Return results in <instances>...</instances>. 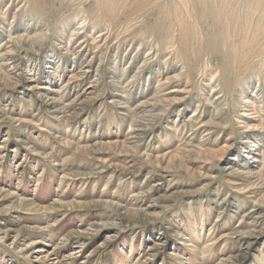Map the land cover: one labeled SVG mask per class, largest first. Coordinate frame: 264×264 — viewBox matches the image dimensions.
<instances>
[{"label": "rangeland", "instance_id": "obj_1", "mask_svg": "<svg viewBox=\"0 0 264 264\" xmlns=\"http://www.w3.org/2000/svg\"><path fill=\"white\" fill-rule=\"evenodd\" d=\"M157 2L0 0V264H264V35L188 65Z\"/></svg>", "mask_w": 264, "mask_h": 264}, {"label": "bare ground", "instance_id": "obj_2", "mask_svg": "<svg viewBox=\"0 0 264 264\" xmlns=\"http://www.w3.org/2000/svg\"><path fill=\"white\" fill-rule=\"evenodd\" d=\"M131 1L135 2L136 4H133L137 5L139 9L140 7L145 8L152 2V0ZM142 3L144 4L142 5ZM107 4H109L108 1H105L102 8L108 7ZM123 10L125 9L123 8ZM146 15L154 16L155 21H153L152 29L148 31V36L152 38L156 39L166 32H162V26L167 22L177 26L179 30L177 45L179 44L182 50L181 56L185 57L188 65L190 62L192 65L200 59L203 49L202 42L205 41L207 50L216 54L218 60L226 64L228 68L233 65L248 66L246 64H248L249 55L253 50L250 49L251 45L258 36L264 35V0H158L154 7L147 10ZM195 22L201 25H196ZM198 26H203V29L197 36ZM168 32L166 36L169 35ZM192 41L196 42V47L190 51L189 47ZM255 47L257 48L256 45ZM177 54L179 55V53ZM253 56H255L254 52ZM232 62L233 65H231Z\"/></svg>", "mask_w": 264, "mask_h": 264}]
</instances>
